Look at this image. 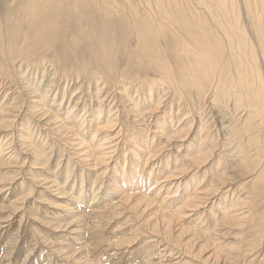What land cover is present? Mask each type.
Listing matches in <instances>:
<instances>
[{
    "label": "rangeland",
    "instance_id": "1",
    "mask_svg": "<svg viewBox=\"0 0 264 264\" xmlns=\"http://www.w3.org/2000/svg\"><path fill=\"white\" fill-rule=\"evenodd\" d=\"M27 1L0 0V109L9 113L0 122L14 120L0 128V264H264V182L233 156L232 124L243 112L208 87L185 85L178 97L160 82L163 65L180 79L185 67L179 40L157 28V0H36L35 8ZM192 2L186 18L199 10L213 26L206 5ZM150 6L158 13L151 23ZM169 26L187 40L184 26ZM52 120L72 133L60 135ZM97 120L108 126L106 138L91 140ZM184 124L192 128L177 138ZM200 144L215 150L203 166L190 160ZM234 200L245 205L233 210ZM176 213L164 231L160 216ZM70 214L78 223L68 225Z\"/></svg>",
    "mask_w": 264,
    "mask_h": 264
},
{
    "label": "bare ground",
    "instance_id": "2",
    "mask_svg": "<svg viewBox=\"0 0 264 264\" xmlns=\"http://www.w3.org/2000/svg\"><path fill=\"white\" fill-rule=\"evenodd\" d=\"M35 1L36 0H28L27 3L31 4L32 6L31 8H35L36 6H34L33 4ZM187 1H190V3L189 2H188L189 4L186 3ZM193 1H195L196 4L202 3L203 6L206 5L205 8H206V11L208 12V16L210 14V16L214 19V22H212L213 26L212 25L210 26L209 24L207 25L205 23L207 21L206 17H205L206 21L204 20L205 22L202 21L203 19L202 20L200 19L201 16L199 14H201L202 12L199 13V10L195 13H192V20L191 19L189 20V18L188 19L186 18L188 17V14L186 16V13H188V11L190 12L192 10V12H194L193 11L194 6H192V9H191L192 0H168L169 3L167 2L165 4H163L165 1H160V0L156 1L157 6H158V9L156 10H159L160 12V15L157 17L161 18V22L158 21L160 20L158 19L156 21L158 26L156 25V23L155 25L157 26V28H159L158 30L161 31L162 33L166 31L167 34L169 33V35L173 36L174 39H177V41L179 40V43L177 44V58L181 63L182 61H184L185 63V64L180 63L182 67H185V72L182 71L184 73L180 74V76L185 74V77L181 78L182 80L177 75L176 76L173 75L172 74L173 72H171V69L169 67L168 68L170 70L163 67L164 65L160 67L161 69L160 75L162 77V79H160L161 80L160 82L167 84V86L169 84L170 85L169 87H172V89L175 91L178 97L182 95L183 88L185 85H190L192 88L195 89V91H199V92L203 91L206 87H208L211 90H213V97L214 98L216 97L215 99H219V100L222 99L223 103H226L224 101H227L228 104L231 102L236 112L237 111H239V113L243 112V117H244L243 121H241L240 123L239 120H237L238 123H234L236 122L234 121L232 124L233 131H234V136L232 135V138L233 139L235 138V140H238L237 141L238 145L236 147H233L234 162L236 163V166L244 167V169H246L248 174H250L251 172H254L255 169L257 171L258 169V172H257L258 177L255 180L258 183L264 182V0H211V2H207V3L204 2V0H193ZM156 3L155 4L152 3L154 7H156L155 6ZM70 4L71 6H73L75 3H70ZM178 4H179L178 7H181V8L177 7ZM173 5L174 6L176 5L175 7H177V9L176 8L173 9L172 8ZM150 7H148L149 9L144 11L145 13L144 16H146V21H150L151 23L150 19H152L151 17L155 16V14H153L152 16V13L155 12V9L154 11H152L153 7H151L152 8L151 10H150ZM72 9L75 10V5L74 7H72ZM131 9H132V6H131ZM131 12H133V15H138L136 11H133V9ZM123 13L125 14V12ZM123 13L122 15L124 16ZM155 13L156 15L158 14L157 12ZM154 20H156V17ZM209 22H211V20ZM169 23L184 26L185 31L187 33V36H185L187 40H185L184 37H180L176 29L174 27L171 28L169 26ZM6 61H7V58H6ZM189 64L191 67L190 69H189ZM5 74H7V72ZM40 96L41 95H38V97ZM75 106H77V104L72 106L71 110L74 109ZM8 110L10 111V109ZM71 110L68 109L67 114H69V111ZM5 111L6 110H3V108L0 109V118H6V116L4 115L9 114V113H5ZM101 113H102L101 107H98L96 109V115H97L96 119L97 118L99 119L101 117L100 116ZM16 116L14 115L13 119H15ZM71 117L69 118L71 119ZM49 119L51 120V118ZM72 119H75V117H72ZM80 120H82V124H81L82 126L86 120L84 119V116H81V118H79V121ZM13 122L14 120L11 122V124ZM106 122H107L106 124H108V122L110 121L107 120ZM94 123L96 124V128L94 132L92 131L90 134L92 137L91 140H94V138L101 139V140L106 138L105 135L103 136V134H104V131L108 129V126L102 127L101 125L102 122L100 120H97ZM11 124L10 126H5L4 122H0V128H7V129H4L5 131L9 130L8 128L11 127ZM51 125L52 126L58 125L59 129L57 130V132L60 135L63 133H68V131L72 133L71 129L69 127H66V124H64L63 121L60 122V124H58L55 120L54 121L52 120ZM89 126L90 125H88L86 131L84 130L83 134L85 133L87 134L88 132L91 131L89 129H92V126L91 127ZM185 127L187 128L186 129L187 131L184 132L183 128ZM191 128H192L191 124L189 126L184 124L181 130H179L178 136L176 137L180 139L183 138L185 135L181 136L180 134H183L182 132L186 134ZM203 128L205 127L201 124V121H200V128H198L200 129L199 130L200 133ZM100 134L102 135V138H99V137L97 138L96 136H100ZM202 139H203V136L198 137V140H200L201 143H203L204 141ZM171 140H172L171 138L170 140L168 139L169 143ZM90 144H93V143L90 142ZM106 144L107 143L104 141V143L99 144L97 146L96 150L98 151L101 150V148L104 147ZM78 146L83 148V150L92 148L91 145H89L86 148L85 143L83 142H80ZM201 146L202 144H200L197 147L200 153L197 154L196 156H192L190 159L191 162L195 163V165H200V166L206 163L207 161H209L215 152L212 146L205 147L206 152H202L204 150V147L202 148ZM1 148L2 146H0V153L4 151ZM27 151L33 152L36 155V158L40 156V154H38L36 149H34L31 144L28 146ZM86 154L87 155L85 157L86 159H88L89 157L92 156V151H88V153L86 152ZM201 154L203 155L202 159L200 156ZM99 159H102V158L96 157L95 161L97 162ZM132 178H136V177L133 176ZM122 180H123V184L122 185L119 184L121 188L127 186V185H124L125 176H123ZM133 181L130 182L129 185H132V184L136 185V182H133ZM47 182L48 180L47 181L43 179L41 180V184H45ZM48 183L49 185L51 184L52 187L57 188V190L60 191V194H62L59 184L55 183V181H49ZM160 184L162 183L160 182ZM221 184L223 186L224 181ZM253 189H254V185L248 188V199L247 200H249L250 195H251L249 194V192L252 191ZM95 192H96V189L92 187V193L95 194ZM82 193H83V188L77 192L76 199H79ZM116 194H119L118 191ZM168 196L170 198V194ZM244 197L246 198L247 195H245ZM131 198H134V197H131ZM241 200L243 201V199ZM80 202L81 201H79V203ZM163 203L165 204V201ZM243 204H244L243 202L239 203V200H236L231 206L233 207V210H234V208L237 209ZM250 205L251 203L249 200V206ZM67 207L64 208V211L71 212L72 209L70 210V208H67ZM232 207H229V208L231 209ZM242 208H246V207L243 206ZM180 210L181 209H179L177 213ZM249 210H250V207H249ZM177 213L175 215L166 214L167 216H165V214H163L160 216V219L163 221H166V224H167L164 231H169L171 230L172 227H174V225L171 226L172 218H175V216H177ZM227 214H229L228 209H226L223 214L224 222L228 220V218H225ZM70 215H71L70 217L72 218L75 217V218L73 221L68 222V225L74 222L78 223L77 220H80V217L79 216L76 217L75 216L76 214H70ZM249 216H250V225L252 224L251 226L252 228L253 223H255L257 219L255 221L250 215V213H249ZM258 218H261V217H258ZM256 223L255 225L257 226L258 224ZM62 226H65V225H62ZM258 227L259 226H257L256 229H258ZM260 228L258 230L261 231ZM77 229L79 230L81 229L80 224L78 225Z\"/></svg>",
    "mask_w": 264,
    "mask_h": 264
}]
</instances>
